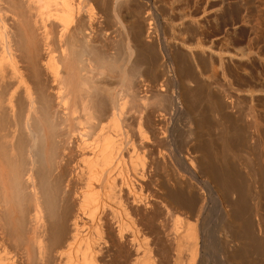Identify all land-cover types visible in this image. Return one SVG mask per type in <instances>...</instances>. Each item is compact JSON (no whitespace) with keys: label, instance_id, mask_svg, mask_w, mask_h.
I'll return each instance as SVG.
<instances>
[{"label":"bare ground","instance_id":"obj_1","mask_svg":"<svg viewBox=\"0 0 264 264\" xmlns=\"http://www.w3.org/2000/svg\"><path fill=\"white\" fill-rule=\"evenodd\" d=\"M132 1L0 0V264H264V214L236 180L248 128L234 145L221 123L216 143L208 82Z\"/></svg>","mask_w":264,"mask_h":264},{"label":"rangeland","instance_id":"obj_2","mask_svg":"<svg viewBox=\"0 0 264 264\" xmlns=\"http://www.w3.org/2000/svg\"><path fill=\"white\" fill-rule=\"evenodd\" d=\"M136 1H132L133 4L131 3L129 9L127 8L125 10V12H128L126 14L133 15L132 9L142 7L145 11L144 14L147 15L148 18H150V22H152V25L155 26L154 29L157 31H154L155 34L159 32L157 34V36H159V39L168 42L169 45L172 44L171 46L174 47L173 50L177 49V52H175L176 50H174V52L176 53V56L178 58L177 61H179L180 63L181 70L182 68H184L188 70V72L191 71V74L194 67L196 71L199 68L197 72L200 73H195L197 75L196 77H198V79L201 77L199 79L200 83L201 81H204L203 83L208 82L206 91L207 93L209 92V96H214L212 97L214 101H217V103L220 102L221 104H219L221 106L223 105V102H221L223 101V96L225 106L228 103L229 105H231L230 107L229 105L226 106L227 108H225L226 110H223L224 112L221 110H217L219 112L213 111L211 110V107H213L214 102L213 99L209 97L208 94H206V91H204L205 89L202 90V92L200 91V99L205 96L204 99L206 100L207 95V97L210 99V101L208 99L210 103L209 105H212L210 107L208 105V101H205L204 104V99H202L204 108L205 105L207 106L205 109L202 107L205 111H203V114L206 113L207 117H205L206 114L204 115V118L202 116L201 122H204L203 125L205 124V127L208 126L207 123H210V126H208V128L215 125V128L213 126V129L212 127L210 129H212L211 135L213 136L214 134L213 138L214 140H216V143L219 141L217 139H219L218 136H220L222 124H224V126L229 123L231 124H229L230 126L227 125V128L229 127L230 129L232 127L231 129L233 131L230 130L229 133V137L230 139H232V141H238L237 139L243 137V135H241V130H244V128L245 130L248 128V132L249 130L251 131V134L246 133V131V137L244 136L243 138H240L239 141L241 142V140H244V138L245 140L246 138L249 139V137H247V134L248 136H252L249 141H245V145L247 147L249 145V148L252 150L250 152L252 154L251 156H248V158H254L253 164L256 163L255 167L257 168V171H255L257 172V174L255 172H252L254 170V165H248V161L246 158L247 153L245 154V152H247V149L249 150V148L244 146V142L242 140L241 143H236L237 146L235 147L236 149L238 148L237 150L232 145V148L236 150L235 152H239V157H242V160H239L240 158L238 159V163H245L243 164V167L238 166V169L236 168L239 173L243 172L242 174H240L241 176L238 175L239 173L237 174L238 178H236V180H242L243 182L241 181L240 184H243L242 186L246 185L248 186V188L250 183L251 191L254 190L255 193L257 191L260 192V196L254 193L252 203L255 204L256 202H259L260 210L264 214V0H141V2H139V0ZM134 4L137 7L134 6ZM146 11L149 13H147ZM132 17L133 16H130V20ZM134 19L135 16L134 18H132L131 21H133ZM109 26H112V24L109 23L108 25L109 34H114V26ZM110 36L111 35H109V37ZM113 36L114 35L109 38H113L112 41L115 40V37ZM112 41L111 44L113 43ZM121 43L120 48L122 49L123 44ZM111 46L113 47V45ZM112 47L111 51H114ZM115 47L116 46H114V48ZM189 52L192 54L191 56L193 57V59L196 57L195 61L193 60L194 63H191L190 59L188 60L187 53ZM195 52H197L199 55ZM182 53L187 54V58ZM181 54L182 56H180ZM196 55L199 58H197ZM179 58H181L183 61ZM185 59H187L189 62L185 61ZM185 63L190 64V67L191 64H193L192 69L190 70L188 64L186 65ZM175 70L176 69L174 68V72L172 71L170 73L172 74V76L177 75L173 74L175 72H178V70ZM147 75L148 78L152 77L149 76L151 75L149 73H147L146 76ZM148 78L145 77L147 84H150L154 81H158L161 86L166 90H175L174 87H171V85L167 84V82H165L166 80H164L161 76L157 77V80L155 79V77H152V81ZM194 84L195 83L191 85L195 86ZM191 89L194 88L191 87ZM191 94L189 96H191ZM215 96H221V98L219 97L220 99L217 100L218 97L215 98ZM225 101L227 104L225 103ZM202 103H200V106H202ZM162 114L164 115V112ZM174 114L176 113L173 112L172 114H165L167 115L166 117L168 126L170 128H172L173 126L174 128V125H177L176 127L179 129V131L180 129L188 130L187 128L189 127V125L187 123H189V121L186 119L185 115L183 117L180 113L176 114V116ZM203 119H206L207 123L205 120L203 121ZM181 120L185 122L183 123ZM217 120L220 122V124L217 122ZM181 122L183 126L180 125ZM236 123H238L237 125H239V127L237 125L234 126ZM216 124H219L221 127H219L218 129ZM233 128L239 129L236 131ZM181 132L185 133L184 130H181ZM238 132L239 135L236 136V133L238 134ZM234 136L235 138H238L234 139ZM205 138L208 140L210 136H208V138L205 136ZM205 138L203 139V142H205ZM182 141L183 140H181L183 151L188 152L191 148L189 146L190 144H188L190 143V139L188 138V136H186V138L184 136L185 143L183 144ZM236 141H233L234 143H231L235 145ZM205 143H203V147L206 149L209 148L210 146H208V144H206L207 147H205ZM207 143H209L210 145L209 140L207 141ZM242 145L247 149H245ZM209 150L210 149H208V151ZM189 152H192V149ZM238 163L236 162V164L234 165L236 166ZM240 169L242 171H240ZM251 172L252 174H256L257 176L250 175ZM247 175L249 176V183L247 180ZM203 177L205 176L202 174L201 179L205 180V178ZM202 184L204 187L205 183L203 182ZM246 186L244 189H246ZM249 204H251L250 201Z\"/></svg>","mask_w":264,"mask_h":264}]
</instances>
